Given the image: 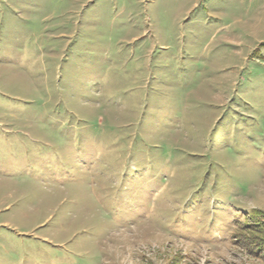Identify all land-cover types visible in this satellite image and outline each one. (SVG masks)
<instances>
[{
    "label": "rangeland",
    "instance_id": "rangeland-1",
    "mask_svg": "<svg viewBox=\"0 0 264 264\" xmlns=\"http://www.w3.org/2000/svg\"><path fill=\"white\" fill-rule=\"evenodd\" d=\"M252 217L264 0H0V264H264Z\"/></svg>",
    "mask_w": 264,
    "mask_h": 264
},
{
    "label": "trees",
    "instance_id": "trees-1",
    "mask_svg": "<svg viewBox=\"0 0 264 264\" xmlns=\"http://www.w3.org/2000/svg\"><path fill=\"white\" fill-rule=\"evenodd\" d=\"M252 220H255V217H252ZM258 219H256L251 226L252 238H248L249 244L253 245L254 250L251 251L252 254L257 255L259 258L264 260V223L260 224ZM257 222V223H255ZM261 237L259 238L258 236Z\"/></svg>",
    "mask_w": 264,
    "mask_h": 264
}]
</instances>
